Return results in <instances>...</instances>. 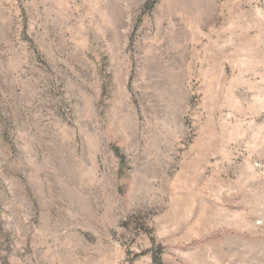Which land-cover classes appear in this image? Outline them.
<instances>
[{"label":"rangeland","instance_id":"rangeland-1","mask_svg":"<svg viewBox=\"0 0 264 264\" xmlns=\"http://www.w3.org/2000/svg\"><path fill=\"white\" fill-rule=\"evenodd\" d=\"M0 264H264V0H0Z\"/></svg>","mask_w":264,"mask_h":264}]
</instances>
